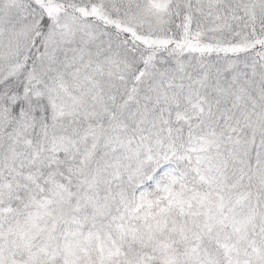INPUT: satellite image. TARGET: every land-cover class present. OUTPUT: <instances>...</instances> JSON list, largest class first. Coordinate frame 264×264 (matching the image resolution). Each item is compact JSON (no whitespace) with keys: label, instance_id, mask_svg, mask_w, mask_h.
<instances>
[{"label":"snow or ice","instance_id":"snow-or-ice-1","mask_svg":"<svg viewBox=\"0 0 264 264\" xmlns=\"http://www.w3.org/2000/svg\"><path fill=\"white\" fill-rule=\"evenodd\" d=\"M0 264H264V0H0Z\"/></svg>","mask_w":264,"mask_h":264}]
</instances>
